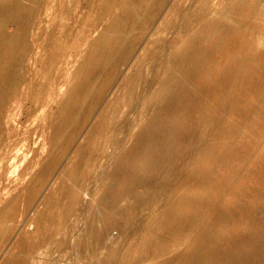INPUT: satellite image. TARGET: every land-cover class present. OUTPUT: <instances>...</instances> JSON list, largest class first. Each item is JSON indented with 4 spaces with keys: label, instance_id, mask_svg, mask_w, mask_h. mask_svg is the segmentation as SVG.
Listing matches in <instances>:
<instances>
[{
    "label": "bare ground",
    "instance_id": "bare-ground-1",
    "mask_svg": "<svg viewBox=\"0 0 264 264\" xmlns=\"http://www.w3.org/2000/svg\"><path fill=\"white\" fill-rule=\"evenodd\" d=\"M99 1L88 0L86 4L89 8L99 9L97 13L101 16L118 0L103 1V5L100 3L102 6ZM174 1L128 0L84 51L77 49L82 51L81 60L70 80L69 76L66 79L67 90L61 93L58 74L52 75L53 64L63 61L69 46V34L63 18L60 19L63 24L60 28L50 26L55 21V16H50V10L71 15V4L66 0H0V143H10L15 137L12 124L16 118L9 127L3 122V117L19 106L30 105L28 112L31 114L36 103L42 101L44 106L55 109L57 119L46 163L25 192L14 194L0 207V253L14 231L21 206L26 209L31 207L48 176L68 154L77 151L83 154L89 143L86 141L87 128L109 94L121 83L125 70L131 66L134 68L131 76H136L135 81L140 83L142 92L150 94L153 89L156 92L159 90L156 98L165 102L158 114L144 124L134 144L122 156L110 154L106 173H93L88 177H95L97 181L104 178L102 180L106 182L105 191L99 188L103 193H97L99 219L114 220L121 214L118 211L120 200L114 188L128 175L118 174L116 168L132 163L139 156L147 158L150 151L155 160L151 171H140V174L130 171L132 185L126 190V201H130L131 206L126 211L128 219L124 221L123 228L129 235H139L137 251L140 250L141 255L138 254V262L171 264L175 260L177 264H212L209 253L214 248H221L225 256L235 260L245 251L241 239L245 241L249 238H241L239 226L222 214L228 187L230 184L239 185L243 179V173L238 174L230 162L242 158L243 154L238 151L224 152L225 145L216 144L212 139L214 136L235 135L229 116L244 115L245 110L239 108L240 102L249 103L250 108L264 99V46L255 45V40L249 35L251 27L264 24V0H223L216 7H211L210 0ZM213 11L215 16L210 15ZM173 13L175 17L172 19ZM167 20L169 34L167 39H160L156 37L161 26L158 23ZM10 26L15 28L14 33H8ZM150 35L153 39H149ZM141 49L143 52L139 54ZM221 54L226 57L225 63L219 59ZM167 69L175 74L168 83L160 77ZM171 86L174 88L169 89ZM229 87L235 91L232 97L224 93ZM192 106L200 110L187 112L183 125L187 119L192 120L187 129H193L195 123L200 124L197 128L199 137L192 135L194 130L185 129L191 136L183 149V154L188 155L178 157L174 155L179 148L178 142L170 137L177 124L171 123L168 118L172 119ZM256 115L264 116V105L256 111ZM101 124L108 130L113 127H110L108 119ZM234 144L239 149L241 140L235 137ZM150 147L151 150H148ZM135 148H139L138 152L132 154ZM69 162L67 167H71L75 175L76 169L80 171L87 164L85 156L77 163L72 158ZM149 163L143 160L139 165L145 168ZM160 169L163 174L160 181L155 180L149 186L133 183L134 179L141 182L145 177L152 178ZM66 170L64 168L61 175L65 176ZM184 171L187 173L182 179ZM78 177L79 173L68 185L60 186L53 199L45 200L37 219L40 238L30 242L20 240L18 249L24 253H11L2 264H28L25 252L62 232L68 216L81 202ZM168 185L172 187L165 191ZM67 188H72L68 193L70 202L64 204L61 201L67 195ZM196 190L201 192L197 194ZM162 196L165 201L159 204V197ZM138 197L143 198L134 202L133 199ZM147 206L164 207L151 233L143 231L137 224L145 220L146 216H142L140 210ZM93 231L101 244L100 239L108 232V226ZM159 233H163L164 237H160ZM170 239H177L181 244L173 255L164 252ZM136 259L133 257L129 264H134ZM101 261L104 264L111 262L109 252L102 256Z\"/></svg>",
    "mask_w": 264,
    "mask_h": 264
},
{
    "label": "rangeland",
    "instance_id": "rangeland-1",
    "mask_svg": "<svg viewBox=\"0 0 264 264\" xmlns=\"http://www.w3.org/2000/svg\"><path fill=\"white\" fill-rule=\"evenodd\" d=\"M66 1L71 4L73 8L71 15L62 14L55 9L50 10V16H55V18H53L55 21L50 26L57 25L58 28H60V24L66 22L69 34V46L67 47L63 61L61 63L57 61L53 64L54 69L52 75L56 76V74H58V82L62 84L61 93L67 90L68 80L66 81V79L69 76L70 80L71 74L74 72L79 60H81L82 51H78L77 49L84 51L89 42L102 32L105 25L110 23L113 17L126 6L128 0H118L114 6L102 13L101 16L98 14L99 9H96V7L89 8V6H87L86 2L88 0ZM103 1L106 2V0L99 1L100 6L105 3ZM177 1L178 0H175L174 2ZM180 1L186 3L188 0ZM210 3L211 7H216L220 6L223 0H210ZM214 12L215 11L210 15L215 16L216 12ZM173 14L174 15H171L172 19L175 17V13ZM61 18L65 20L61 22ZM169 19L170 16L168 20ZM168 20L164 23H158V25L160 24L161 26H159L160 29L159 32L157 31L158 36L156 37L167 39L169 34ZM159 27H157V30ZM7 31L8 33H14L15 28L10 26ZM249 35L251 36L250 38L255 40V45L260 47L264 46V24L258 27H251ZM149 39H153V36L150 35ZM150 48L153 49L154 47ZM142 52L143 50L141 49L139 54ZM224 57L225 56L222 55L219 58L221 63L226 62V57ZM133 69V66H131L125 70L120 79L121 83L109 94L103 107L91 121L87 128L88 133L86 138V141H89V143L83 154L80 151H77L75 154L74 152L68 154L61 161V164L56 170L48 176L31 207L26 209L24 205L21 206L22 211L16 218L14 231L11 233L6 246L3 247V251L0 253V264L4 263V261L11 256V253H24L18 249L20 240L30 242L32 240L37 241L36 239L40 238L37 219L39 218L38 212L43 209L45 200L47 198L53 199L55 191L60 186L68 185L74 180V177L77 176L78 173V180L80 181L78 195L80 194L81 196L80 204L77 205L73 213L68 216L61 233H56L51 240L46 241L42 245H38L33 248V250L25 252L27 263L104 264L101 258L105 253L109 252L111 256V262L109 264H129L133 257L135 259L137 258L134 264H140L138 262L140 257L138 254L141 255V251H137L139 235H129L123 228L124 221L128 219L126 211L131 206L130 201H126V196L128 194L126 190L132 185L130 175L132 171L135 174H140V171H148L147 173L151 171L152 162L155 161L152 159V154H149L150 151H148V159L139 156L132 163L116 168L118 174L128 175L124 181L116 183L114 188V190H116L115 195L117 199L120 200L118 211H120L121 214H119L118 219L108 221L99 219V208L96 201L97 198L99 199L100 193L105 191L106 182H103L104 180L102 179L104 178L100 179V181H97L95 177L88 179L93 173L97 175L106 173L110 154L117 155L118 157L122 156V154L134 144L144 124L158 114L160 106L165 102L157 100L156 97L159 95V90L156 92V90L153 89L150 94H144L142 92L140 83L135 81L136 76H131L134 71ZM160 75L167 83L171 82L173 76H175L171 69H167ZM177 75H179V72ZM150 78L151 74L148 75L149 80ZM172 87L174 88V86H171L169 89ZM161 92L163 93V91ZM224 93L232 97L235 91L229 87ZM57 99L59 98L57 97ZM248 104L244 102L239 103L240 110H245L243 116L239 114L229 116V121L233 122L235 135L226 137L214 136L212 141L214 143L217 142L216 144H224V152L238 151L243 154L242 158H235L230 162L232 166L235 167L238 174H241V172L243 173V179L239 185L230 184L228 187L224 197L226 204L222 207V214L223 216L230 217L233 224L239 226L241 238L249 239L245 241L241 239V242L244 243L246 248L236 260L233 258L230 259L231 256L229 255L225 256L221 248H214L211 250L209 254L212 264L213 262L214 264H237L238 261V264H264V116L256 115V111L264 105V99L255 102L254 107L252 105L249 108ZM19 107L8 112V114L3 117V122L9 127L13 119H16L12 124L15 130V137L12 138V143H0V207L14 194L25 192V188L46 163L51 148L52 131L57 121L55 109L44 106L42 101L36 103L31 114L28 112L31 110L30 105ZM196 107H188L187 110L183 109L184 111H181L180 115L177 114L172 119L168 118L171 123L177 124L175 129H169V134L171 130L170 137L178 142L179 148L177 147L176 153H174V155L177 154L176 156L178 157L184 155V146H186L187 142L191 139V136L189 133L185 132V129H187L188 123L192 124L190 123L192 120L187 119V125H183V118L188 114L187 112H191L192 110V112H194L200 108L199 106V108ZM208 110L211 111L210 113L214 114L210 107H208ZM14 114L15 116L13 117L12 115ZM215 115L217 116V114ZM107 119L111 122L110 127L113 126L109 128V130L104 128L101 124ZM199 126L200 124L195 123L192 125L193 129L188 128L187 130H194L195 132L193 131L194 133L192 135L198 136L199 132H197V128ZM179 135L181 137H179ZM235 137L241 140V145L238 147L239 149H237V145L234 144ZM20 139L21 141H19ZM80 141H83L82 137ZM8 146L11 147V150ZM241 146L245 148V151ZM152 147L148 148V150H151ZM16 149H18V152L16 151L14 153ZM138 149L139 148H135L132 154L138 152ZM96 155L97 157H95ZM186 155H188V153H185L184 156ZM3 156H6L5 160ZM83 156H85L87 164L83 166L80 171L76 169L75 171L77 174L75 175L71 167L70 169L67 167L70 164L69 160L72 158L73 162L77 163ZM143 160L150 162L145 168L139 165ZM64 168L67 169V172H64L65 176L61 175ZM186 173L187 171H184L181 174L182 179L186 177ZM155 174H157V176ZM155 174L152 178L145 177L141 182L140 180L135 181L134 179L133 183L136 186H149L154 183L155 180L160 181L161 179L159 178L163 176L161 169L156 171ZM60 176L62 177L58 180ZM71 187L73 186L71 185ZM171 187L172 185H168L165 191L170 190ZM99 188H103V191L99 190ZM70 189L72 188L66 189L67 195L61 203L67 204L70 202V196L68 194ZM195 192L199 194L201 191L196 190ZM97 193H99V195ZM142 198L143 197H138V199H133V201L135 202ZM159 199V204L165 201L164 196L159 197ZM170 199L171 197L167 200L169 201ZM163 210L164 207L158 209V207L156 208L155 206H147L145 209L140 210L142 216L145 215L146 218L145 220L138 221V226L143 228V231L153 232L156 219ZM106 225L108 226V232L101 237V245L95 238L93 230H100ZM158 235L164 237L163 233H159ZM62 239L64 242H61ZM159 239L158 237V240ZM106 240H108V242ZM103 241L106 244L103 243ZM180 245L177 239H170L165 246L164 252L167 255H173L180 249ZM254 252H258L259 254ZM247 257H251V259ZM252 259L255 261L253 260L254 262H252ZM171 264H177V261L174 260Z\"/></svg>",
    "mask_w": 264,
    "mask_h": 264
}]
</instances>
